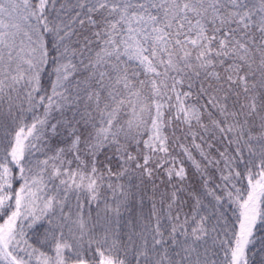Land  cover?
<instances>
[{
	"label": "snow or ice",
	"instance_id": "6c2138e0",
	"mask_svg": "<svg viewBox=\"0 0 264 264\" xmlns=\"http://www.w3.org/2000/svg\"><path fill=\"white\" fill-rule=\"evenodd\" d=\"M0 264H264V0H0Z\"/></svg>",
	"mask_w": 264,
	"mask_h": 264
}]
</instances>
